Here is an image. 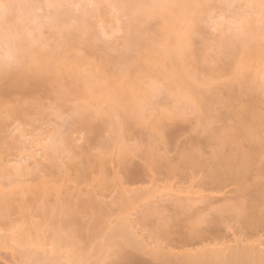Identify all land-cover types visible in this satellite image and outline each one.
Wrapping results in <instances>:
<instances>
[{
	"label": "bare ground",
	"instance_id": "obj_1",
	"mask_svg": "<svg viewBox=\"0 0 264 264\" xmlns=\"http://www.w3.org/2000/svg\"><path fill=\"white\" fill-rule=\"evenodd\" d=\"M24 1L18 3L23 5ZM3 2L12 4L11 0ZM247 4L255 7L231 27L239 33L236 30L218 38L222 64L218 69L198 65L192 42L199 31L201 0H124L116 9L128 18L124 49L116 57L101 55L96 62L79 52L68 55L77 47L86 54L97 55L85 18L55 7L48 17L57 41L49 48L46 39L34 36L32 27H28L31 25H27L37 19L31 16L35 6L25 10L22 22L26 26L20 36L16 35L18 18L11 16L7 26L11 38L0 43V86L21 87L33 77L28 88H48L64 97L72 94L81 98L75 109L80 124L85 125L91 114L101 117L102 123L87 129L85 140L89 146L85 150L79 149L77 139L53 138L48 143L34 142L35 151L28 155L0 162V222L16 228L9 238L0 237V258L2 250L19 245L25 248L19 264H40L47 259V264H155L141 263L144 254L164 264H264V164L260 163L264 135L249 117L240 120L239 126L226 122L237 117L235 101L240 93H264V74L253 76L247 86L241 85L245 76L239 69L254 63L264 65V51L258 42L264 34L260 3L247 0ZM96 9L103 21L102 7ZM155 19L162 21L159 29L150 25ZM7 54L15 58L13 63L18 69L6 66L3 58ZM237 54L240 57L236 58ZM30 63L37 65L36 73L31 74ZM217 70L235 72V85L230 86L232 94L223 102L226 111L213 116L209 109L211 94L198 90L193 82L198 74L208 80ZM104 72L107 74L102 75ZM4 76L8 77L6 81ZM62 77L69 78L73 86L65 88ZM86 100L95 101L97 106L91 109ZM244 110L264 121L250 106ZM188 113L196 116L195 130L206 132L203 143L215 145L209 162L196 145L180 147L178 161L173 163L167 152L154 144L141 151L137 144L128 142L141 130L164 142L165 122ZM217 121L222 126L217 127ZM109 131L116 136L112 146ZM245 142L249 144L247 151L241 149ZM30 148L33 149V141ZM137 155L142 165L134 168L131 162ZM44 160L48 161L50 173H42ZM105 160L118 170H104ZM203 166L206 171L200 188L195 190L191 187L193 175H188L187 170ZM95 172L100 176L101 190L117 195L114 210L98 198ZM176 176L188 181L186 187L170 183V178ZM228 186L234 187V195L217 209V214L206 216L194 210L192 200L201 203L207 199L205 204L209 206L208 199L213 201L220 195L223 198L221 193ZM166 201L173 203V212L167 215L163 209L167 208ZM141 205L144 209L138 211ZM33 210L35 218L29 213ZM11 211L21 217L19 224L7 222ZM83 214L90 216L88 223L82 220ZM132 215L137 217L131 219ZM182 215L193 218L187 229L180 226ZM228 215L241 237L225 246L226 241L219 244L215 240L219 237V224ZM136 224L155 245L138 234ZM88 232L101 233V240L93 246L79 243ZM163 240H168V244H163ZM198 243L202 246L185 248ZM45 244L50 245L49 256L42 254ZM31 246L38 249L32 251ZM89 254L96 259L86 263Z\"/></svg>",
	"mask_w": 264,
	"mask_h": 264
},
{
	"label": "rangeland",
	"instance_id": "obj_2",
	"mask_svg": "<svg viewBox=\"0 0 264 264\" xmlns=\"http://www.w3.org/2000/svg\"><path fill=\"white\" fill-rule=\"evenodd\" d=\"M11 1L12 4L17 7L12 10V13L8 16V18L0 20V25L2 26V29H0V43L6 41L8 38H11V36L7 34V26L11 23V16H17L18 18L16 23L18 28L16 35L20 36L23 32V27L26 26V24L22 22L25 18V10L29 6H35V10L31 11V16H35L37 19L27 25H31L28 27H32L34 36H41L46 39L49 48H52L57 40L55 37V30L50 25V17H48V15L54 12L55 7L49 8L48 5H55L61 12L69 11L72 15L85 18L83 20H86L87 30L90 34V43L97 54H86L83 49L77 47L74 51L68 53L69 56H73L79 52L87 55L90 60H94L96 62L99 60L101 55L108 54L116 57L117 54L124 49V34L128 18L125 15L118 14L116 10L117 7L123 5L124 0H73L72 3L68 0H26L24 1L26 3L23 5L19 4L18 0ZM229 1L230 2L226 4L223 0H201L203 9L197 14V28L199 31L195 33L192 38L193 46L197 50L199 66H211L217 69L222 67L221 46L218 43V38L236 30L239 33L240 30H232L231 27L237 24L234 22L241 20L242 16L250 14L249 12L251 11V7L247 9L242 7L243 5H248L247 0ZM255 1L260 3V0ZM98 3L99 5H97ZM229 4L238 6L231 14H228L226 8L223 7ZM77 5L80 7L77 8ZM90 5H95L96 7H90ZM97 7L100 9L102 7V11L104 13L103 21L100 19L101 17L96 15ZM81 9H83V11ZM150 25H152L151 27L154 29H159L162 25V21L161 19H155L154 21H151ZM104 27L106 29L105 32ZM258 42L259 47L264 51V34L259 38ZM1 53L2 49L0 48V54ZM237 57H240V54H237L236 58ZM28 67L31 74L37 72L38 67L36 64L30 63L28 64ZM9 68L18 69L19 67L12 62V66ZM239 72L245 76V80L241 82V85L247 86L248 80L253 76L260 77L264 74V65L254 63L249 68L239 69ZM106 74L107 72H104L102 75ZM4 77L5 80H3V77L2 80L6 81L8 77ZM112 79L115 80V78H111V80ZM62 81L65 84V88L73 86V83L69 78L62 77ZM30 82H33V77H31L29 81L21 87L3 89L0 86V162L17 155H28L29 153L35 151L34 142L42 144L48 143L53 138H67V140L77 139L75 143L79 146V149L85 150L89 146V143L85 140L87 129L89 127L96 128L100 126L102 123L101 117L91 114L90 116H87V123L82 125L78 122L80 115L76 113L75 110L80 104L81 98L72 94L64 97L62 93L55 92L48 88H28V83ZM232 84L235 85V72H232L231 70H217L208 80L204 79L202 74H198L196 80L193 82V85L198 90L207 91L211 94L209 109L213 116H219L226 111V107L223 102L230 98L232 94L230 86ZM239 90H242V88H239ZM86 102H88L91 109H94L97 106L96 102L93 100H86ZM235 104L238 107L237 117L235 119H228L226 122L231 125L239 126L240 120H244L246 117H249L259 129L260 135H264V121H261L255 116H250L249 114L247 115L244 110L245 107L250 106L253 110L264 117V93L262 91H256L251 94L242 92L238 95ZM165 123L167 136L164 142L157 136L150 135L146 130H141L140 134L134 135L128 142L137 144L141 151L145 150L149 144H154L157 148L164 149L173 163H177L178 161V151L180 147H190L196 145L201 148V152L205 160L208 162L210 161L215 145L203 143L206 132L195 130L197 126L195 114L188 113L177 116L171 120H167ZM215 125L220 127L222 126V122L217 121L215 122ZM107 134L110 137V145H114L116 142L115 133L109 131ZM32 141L33 149L30 148ZM248 148L249 144L247 142L243 143L241 146L243 151H247ZM260 163L264 164V155ZM131 164L134 168L140 167L142 165L141 157L138 155L135 156L132 159ZM42 165L44 169L42 173L51 172V170L47 167V160H44ZM112 165L113 164H110L108 160H105L102 164V168L107 172L115 171L116 169L118 170V167H114V165ZM205 171L206 166L199 169L187 170L188 175H193L194 182H192L191 187L194 189L196 188L195 190L200 188L199 185H201L200 182L204 177ZM53 172L55 173L54 170ZM93 177L95 178L94 188L100 193L98 198H100L103 202L105 201V203L107 202L111 207H116V205L113 204L116 202L117 195L110 193L109 191L101 190L98 185L100 176L96 172L93 174ZM169 181L174 187H178L179 185L186 187L184 185L188 184L185 183L188 182L187 180L184 181V179L179 176L170 178ZM126 185V187H129L128 184ZM221 194H223V198H221L220 196L222 195H220L213 198V201H210L212 199H208L209 202H211L209 203V206L206 205L208 204L206 201L207 199L205 200L206 202L201 200V203L197 202V200H192V203L195 206L194 210L196 209V212L200 211L202 215L206 216L217 214L218 208L231 201L234 195V187L228 186L223 189ZM168 201H166L165 204L167 205V208H163L165 209L164 214L166 215L173 212V203H167ZM162 204V207H166L164 206V203ZM112 209L114 210V207ZM143 209V205L138 207V211H142ZM34 211L35 210L29 212L33 218L36 217V212ZM11 212L12 213L7 217L8 221H6L15 225L19 222V216L18 213L14 214V211ZM136 217V215H132L131 219H135ZM19 218L21 219V217ZM82 220L88 223L90 221V216L88 214H83ZM192 220L193 218L190 217V215H182L180 226L187 229ZM5 224L7 223L0 222V237L6 236V238H9L11 235L16 233V228L12 229L8 224V227L7 225L3 226ZM204 226L206 227L208 225L204 224ZM135 228L138 234L146 239L147 242H151L152 245H155V243L152 242V238L147 235L139 224H136ZM101 230L103 231V229ZM237 237H241L240 232L235 221L228 215L227 219L219 224V237L215 240V242L223 244V242L226 241V243H224L225 246L233 245L235 243L234 240ZM262 239L264 240V235L262 236ZM100 240L101 233L93 235L88 232L83 235V238L79 241V243L93 246ZM162 243L167 245L168 240H163ZM173 243L178 244L176 241H173ZM201 246L202 244L198 243L187 245L185 248L193 250ZM30 249L34 251L37 250L38 247L35 248L34 246H31ZM14 250L17 251L16 255L13 254ZM24 250L25 248L19 245H13L12 248L10 247V249L5 252L2 250L4 254L2 255L3 257L0 258V264H19L20 254ZM49 250L50 245L45 244L41 251L42 254L47 256L49 254ZM95 259V256L89 254L86 263L93 262ZM140 259L142 260L141 263L153 262L155 264H164L153 261L149 255L145 254L141 255ZM47 262L48 259L43 260L40 264H47Z\"/></svg>",
	"mask_w": 264,
	"mask_h": 264
},
{
	"label": "snow or ice",
	"instance_id": "obj_3",
	"mask_svg": "<svg viewBox=\"0 0 264 264\" xmlns=\"http://www.w3.org/2000/svg\"><path fill=\"white\" fill-rule=\"evenodd\" d=\"M17 6L14 4H6L3 2V0H0V20H4L8 18V16L12 13V10L16 8ZM49 8L56 7L55 5H48ZM80 6L77 5V8ZM90 7H96L95 5H90ZM226 8V11L228 14H231L234 12V10L238 7L237 5L234 4H229L223 6ZM244 9L250 8V7H255L254 5H243L242 6ZM260 8V16H261V26L264 28V0H260L259 4ZM14 57L11 54H7L3 60L6 62L7 67L12 66V62L14 61Z\"/></svg>",
	"mask_w": 264,
	"mask_h": 264
}]
</instances>
